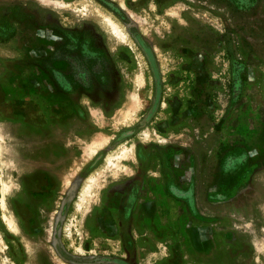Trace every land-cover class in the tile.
<instances>
[{
	"label": "rangeland",
	"instance_id": "obj_1",
	"mask_svg": "<svg viewBox=\"0 0 264 264\" xmlns=\"http://www.w3.org/2000/svg\"><path fill=\"white\" fill-rule=\"evenodd\" d=\"M0 264H264V0H0Z\"/></svg>",
	"mask_w": 264,
	"mask_h": 264
},
{
	"label": "bare ground",
	"instance_id": "obj_2",
	"mask_svg": "<svg viewBox=\"0 0 264 264\" xmlns=\"http://www.w3.org/2000/svg\"><path fill=\"white\" fill-rule=\"evenodd\" d=\"M87 7H88V4H87ZM87 10H91V12H93L95 14V17L101 21V23H103L104 26H106L118 39H120L121 41L123 42H126V43H132L130 37H129V34L127 32V30L125 29V27L123 26V24L116 18L113 16V14L109 13V12H103V10L97 8L95 9L94 7H90L89 9L87 8ZM142 83V80H139L137 79V84L140 85ZM138 88H136L137 90ZM137 92V91H136ZM134 93V94H131V98L135 101L137 100L136 98V94L137 93ZM128 117L129 113H125ZM131 117V116H130ZM148 133V132H147ZM146 134V132H145ZM148 135V134H146ZM123 148V147H122ZM95 150V148H94ZM93 150V151H94ZM123 152H124V149H123ZM122 152V153H123ZM114 154L108 156V161L111 162L112 161V158H113ZM94 180V179H92ZM91 181V180H90ZM87 183H90V182H87ZM84 185V188H83V194L86 193V191H89L88 189L90 188L89 187V184ZM94 182H91L90 184H92ZM93 186V184H92ZM91 186V187H92ZM5 188V187H4ZM88 193V192H87ZM86 193V194H87ZM5 196V195H4ZM82 196H85V195H82ZM4 198V197H3ZM11 226V225H10Z\"/></svg>",
	"mask_w": 264,
	"mask_h": 264
},
{
	"label": "crops",
	"instance_id": "obj_3",
	"mask_svg": "<svg viewBox=\"0 0 264 264\" xmlns=\"http://www.w3.org/2000/svg\"><path fill=\"white\" fill-rule=\"evenodd\" d=\"M201 152L203 153V151H201ZM202 153H201V155H202ZM215 155H216L215 158H212V161L209 160L207 163H206V160L204 162L203 157L201 156L202 158H200V161H201L200 162V172L199 173L195 172V175H198L199 179H200V181H199L200 187H199V189L196 190V192L199 191V197L201 199H202V195H204V191H205L204 186L208 185L209 182H213V181H215L214 184H213V188H215V189L212 188V190H211V192L209 194H210L211 198H213V199H220V196H219L220 194L218 193L219 192L218 191V185H219V183H218L219 182L218 175L220 173V171L218 172V169H220V167H217V165H218V161L216 162V160H218L217 159L218 158L217 153ZM195 159L197 160V157H195ZM229 159L234 160V157H229ZM214 161L216 162V165H215V167H211L212 165H214V163H215ZM195 163H196V161H195ZM229 163L231 164L233 162H231L229 160ZM241 166L242 165L238 164L237 166H234L233 169L236 168V167H241ZM213 168L217 170L218 174L216 172H213V173L211 172V170ZM252 168H253V170H255V165H253ZM215 177H216V179H215ZM199 206L201 207L202 204H200ZM223 206H225V205H223ZM226 206L227 207H232L234 205L229 204V205H226ZM203 207H204V205H203ZM227 223L230 224V225H233V223H230V222H227ZM216 224L218 226V224H220V223L217 222ZM194 255H198V254H194Z\"/></svg>",
	"mask_w": 264,
	"mask_h": 264
},
{
	"label": "trees",
	"instance_id": "obj_4",
	"mask_svg": "<svg viewBox=\"0 0 264 264\" xmlns=\"http://www.w3.org/2000/svg\"><path fill=\"white\" fill-rule=\"evenodd\" d=\"M75 41H77L78 39H73ZM81 42V47H80V50L82 52L83 55H92L93 57H98V52L94 49V47L92 46V42L89 41V39H84V40H79ZM78 49V48H77ZM74 56V55H73ZM86 57V56H84ZM72 63L75 65L76 69H81V65H82V60L81 59H75V57L73 58L72 57ZM95 64L94 62H91V65ZM98 63H96L97 65ZM83 66V65H82ZM95 66V65H94ZM93 69H95L93 67ZM62 77V76H61ZM62 80L64 81L65 80V83L66 84H69V80H66V79H63ZM69 87V85H67Z\"/></svg>",
	"mask_w": 264,
	"mask_h": 264
},
{
	"label": "flooded vegetation",
	"instance_id": "obj_5",
	"mask_svg": "<svg viewBox=\"0 0 264 264\" xmlns=\"http://www.w3.org/2000/svg\"><path fill=\"white\" fill-rule=\"evenodd\" d=\"M240 155H241V154H240ZM240 155H239L238 157H236L237 155L233 154L232 156H234V160H237V161L244 160V158L241 157ZM234 162H235V161H234Z\"/></svg>",
	"mask_w": 264,
	"mask_h": 264
}]
</instances>
